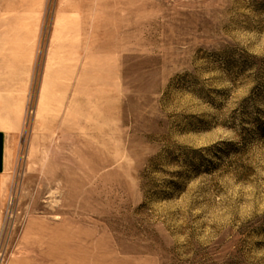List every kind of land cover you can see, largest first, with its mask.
<instances>
[{"label":"rangeland","instance_id":"374dc122","mask_svg":"<svg viewBox=\"0 0 264 264\" xmlns=\"http://www.w3.org/2000/svg\"><path fill=\"white\" fill-rule=\"evenodd\" d=\"M0 264H264V0H0Z\"/></svg>","mask_w":264,"mask_h":264},{"label":"crops","instance_id":"0c3cea01","mask_svg":"<svg viewBox=\"0 0 264 264\" xmlns=\"http://www.w3.org/2000/svg\"><path fill=\"white\" fill-rule=\"evenodd\" d=\"M5 149H6V132L4 129L0 128V213L4 203L3 180L6 169Z\"/></svg>","mask_w":264,"mask_h":264}]
</instances>
